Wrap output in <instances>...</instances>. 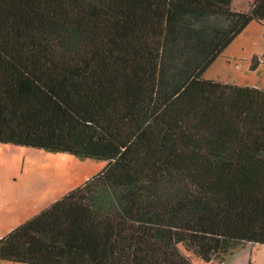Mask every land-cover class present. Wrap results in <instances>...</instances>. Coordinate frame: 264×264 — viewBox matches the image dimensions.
Segmentation results:
<instances>
[{"label":"trees","instance_id":"obj_1","mask_svg":"<svg viewBox=\"0 0 264 264\" xmlns=\"http://www.w3.org/2000/svg\"><path fill=\"white\" fill-rule=\"evenodd\" d=\"M234 1L0 0V145L104 162L2 236L0 261L193 264L180 247L209 263L264 246V90L204 77L264 24V0Z\"/></svg>","mask_w":264,"mask_h":264},{"label":"rangeland","instance_id":"obj_2","mask_svg":"<svg viewBox=\"0 0 264 264\" xmlns=\"http://www.w3.org/2000/svg\"><path fill=\"white\" fill-rule=\"evenodd\" d=\"M248 3L249 0H236L234 8L247 10ZM254 57L257 62L260 59L264 61V25L258 23L249 24L207 69L204 77L264 89V65L258 64L259 67L250 69ZM103 166L104 162L93 159L0 145V235L83 184L99 173ZM248 246L250 244L239 245L230 254L222 256V260L221 257L209 263L180 248L193 264H250L251 259V264H264V247L258 246L256 255L247 259L248 252L246 255L242 250ZM0 264L17 263L0 261Z\"/></svg>","mask_w":264,"mask_h":264},{"label":"crops","instance_id":"obj_3","mask_svg":"<svg viewBox=\"0 0 264 264\" xmlns=\"http://www.w3.org/2000/svg\"><path fill=\"white\" fill-rule=\"evenodd\" d=\"M234 3H235V1H234ZM234 3H233V8H234ZM234 10H236L235 8H234ZM252 23H255V22H252ZM251 24V23H250ZM264 25V24H263ZM216 62V61H215ZM258 64L259 65H264V61H263V59H260V60H258ZM259 65H257V67H259ZM212 66H213V64H212ZM207 79V78H206ZM211 80V79H210ZM212 80H214V79H212ZM216 81H218V80H216ZM221 82V81H220ZM225 83V82H224ZM262 90H264V89H262ZM12 229H14V228H11V229H9L5 234H7L8 232H10ZM5 234H3V235H0V237H2V236H4ZM257 247L258 246H254V245H252L251 246V244H250V246H248L247 248H245V249H243L242 251H244L245 253H246V255H247V252H248V254L249 255H247V259L248 258H250V257H252V256H254V255H256V253H257ZM264 247V246H263ZM243 252V254H242V256H244L245 255V253ZM254 253V254H253ZM251 254H253V255H251ZM251 262H252V259L250 260V264H251ZM249 264V263H248Z\"/></svg>","mask_w":264,"mask_h":264}]
</instances>
